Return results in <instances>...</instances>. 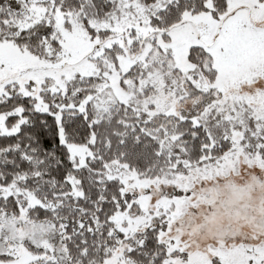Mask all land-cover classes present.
Masks as SVG:
<instances>
[{
	"label": "snow or ice",
	"instance_id": "6c2138e0",
	"mask_svg": "<svg viewBox=\"0 0 264 264\" xmlns=\"http://www.w3.org/2000/svg\"><path fill=\"white\" fill-rule=\"evenodd\" d=\"M0 264H264V0H0Z\"/></svg>",
	"mask_w": 264,
	"mask_h": 264
},
{
	"label": "clouds",
	"instance_id": "9594fccd",
	"mask_svg": "<svg viewBox=\"0 0 264 264\" xmlns=\"http://www.w3.org/2000/svg\"><path fill=\"white\" fill-rule=\"evenodd\" d=\"M218 222L227 223V218L226 217L218 218ZM240 229H241L242 232H247V231H250V226L247 225V224H244V225L240 226Z\"/></svg>",
	"mask_w": 264,
	"mask_h": 264
},
{
	"label": "rangeland",
	"instance_id": "374dc122",
	"mask_svg": "<svg viewBox=\"0 0 264 264\" xmlns=\"http://www.w3.org/2000/svg\"><path fill=\"white\" fill-rule=\"evenodd\" d=\"M257 195H258V194L254 193V194H253L254 198H255ZM244 224H247V223H246V222H241L240 226H241V225H244ZM247 225H248V224H247Z\"/></svg>",
	"mask_w": 264,
	"mask_h": 264
}]
</instances>
